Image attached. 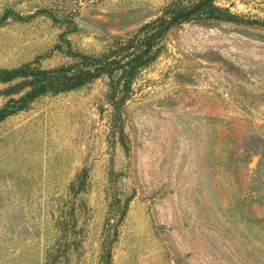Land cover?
<instances>
[{
  "label": "rangeland",
  "instance_id": "rangeland-1",
  "mask_svg": "<svg viewBox=\"0 0 264 264\" xmlns=\"http://www.w3.org/2000/svg\"><path fill=\"white\" fill-rule=\"evenodd\" d=\"M199 1L0 0V68L103 54ZM153 51L118 113L119 73L0 121V264H264V28L179 20Z\"/></svg>",
  "mask_w": 264,
  "mask_h": 264
},
{
  "label": "trees",
  "instance_id": "trees-1",
  "mask_svg": "<svg viewBox=\"0 0 264 264\" xmlns=\"http://www.w3.org/2000/svg\"><path fill=\"white\" fill-rule=\"evenodd\" d=\"M42 12H46L42 11ZM174 14L175 10L168 11ZM14 17L24 20L23 15L7 11L4 19ZM210 19L233 24L258 26L264 28V18H251L236 13L226 7L207 2L202 9L189 18ZM171 20V19H170ZM165 17L145 23L133 36L119 43L108 52L100 55L71 52L76 61L45 67L39 58L15 67L0 68V97H8L7 103L0 108V121L27 109L36 99L60 92L71 91L85 86L103 76L120 74V82L114 85L113 101L115 111L126 101L131 92L132 83L142 68L147 66L155 56L154 48L160 43L166 32L176 23L170 24ZM118 93L121 94L117 99ZM115 112V114H117ZM110 256V252H107Z\"/></svg>",
  "mask_w": 264,
  "mask_h": 264
},
{
  "label": "water",
  "instance_id": "water-1",
  "mask_svg": "<svg viewBox=\"0 0 264 264\" xmlns=\"http://www.w3.org/2000/svg\"><path fill=\"white\" fill-rule=\"evenodd\" d=\"M209 1L210 0H201L196 5L192 6L191 8L178 12L176 15H174L171 18L170 24L178 22L179 20L183 18H189L190 16L196 14Z\"/></svg>",
  "mask_w": 264,
  "mask_h": 264
}]
</instances>
